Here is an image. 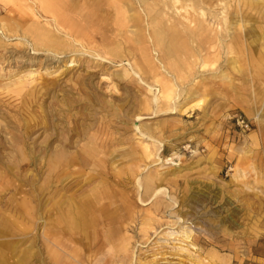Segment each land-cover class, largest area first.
Masks as SVG:
<instances>
[{"label": "rangeland", "instance_id": "1", "mask_svg": "<svg viewBox=\"0 0 264 264\" xmlns=\"http://www.w3.org/2000/svg\"><path fill=\"white\" fill-rule=\"evenodd\" d=\"M200 1L218 17L208 16L216 32L202 46V55L216 62L193 68L183 84H195V95L182 93L171 102L176 110L165 112L161 102L145 108L152 98L146 84L133 74L122 76L123 69L129 71L127 61L104 54L105 39L115 36L106 27L81 21L87 12L82 0H63L67 8L57 14L60 28L40 2L0 0V29L10 27L0 30V162L16 163L14 147L5 142L20 133L31 159L19 177L0 164V177L7 178L0 199L17 204L41 184L47 173L45 146L66 144L70 154L79 156L81 147L95 139L102 176L76 164L64 184L72 181L75 195L87 196L104 180L116 202H103V208L120 230L119 239L100 247L88 264H264V72L254 70L264 61V41L256 35L264 33V0L256 6L244 0ZM219 2L228 5L226 21ZM20 8L28 9L21 14ZM32 11L36 16L29 18ZM72 14L83 22L80 35L64 25ZM26 20L52 30L63 50L45 51L22 38L17 29ZM226 35L242 44L240 71L233 69L235 55H225ZM146 81L152 83L149 76ZM20 83L24 88L15 91ZM238 118L248 129L236 124ZM141 133L162 141L161 157L171 160L156 164L146 159L139 143L150 142ZM145 177L162 185L171 201L164 195L145 200L136 181ZM108 220L102 225L111 226ZM94 237L97 249L102 240L97 233ZM120 238L128 239V251L116 256ZM78 250L89 253L84 241Z\"/></svg>", "mask_w": 264, "mask_h": 264}, {"label": "bare ground", "instance_id": "2", "mask_svg": "<svg viewBox=\"0 0 264 264\" xmlns=\"http://www.w3.org/2000/svg\"><path fill=\"white\" fill-rule=\"evenodd\" d=\"M3 1L18 5L23 2ZM36 1L40 2L46 12L54 14L51 20L56 28H60L57 14L65 12L67 8L63 0H34ZM244 1L249 6L258 5L257 0ZM82 4L86 6L87 12L81 21L86 22L85 24L94 22L95 26L106 27L105 32L109 31L115 36L114 39H105L104 54L111 60L127 61L129 71L123 69L122 76L133 74L140 82L146 84L147 92L152 93L150 102L145 101V108L149 103L161 102L165 112L176 110V105H171L176 97L182 93L187 94L188 98L195 95V91L192 90L195 84L187 87L183 84L187 78L192 77L193 68L205 69L216 62L215 57L208 61L207 57L202 55L203 44L210 43L211 35L216 32L207 20L208 16L218 18L208 11L210 4L204 5L205 3L200 0H82ZM217 5L220 6V15L226 21L228 5L223 2ZM27 9L20 8L19 11L24 14ZM29 15V18L36 16L34 11ZM78 15L81 13L78 12ZM74 16L70 15L64 25L69 30L76 28L75 33L80 35L84 29L83 22L79 19L77 21ZM217 26L221 34L223 32L221 25ZM9 28L3 24L0 30L7 32L10 31ZM17 30L22 38L29 40L35 47H45V51L53 53L63 50V42L59 41L53 31L45 25L26 20ZM256 35L264 41V33ZM228 36L229 39L223 48L225 55H235L232 60L235 70L243 47L237 36ZM152 52L157 55L155 58L152 57ZM240 70L239 67L238 71ZM254 70L261 75L264 72V61L261 60V64L254 67ZM146 76L150 77L151 84L147 83ZM225 78L226 76L222 74V79ZM194 80L192 79L190 83H194ZM24 86L20 83L15 91H22ZM260 117L258 114V119ZM136 129L140 130L139 127ZM23 136L20 133V136L10 137V143L5 142L14 147L16 163L13 166H6L0 162L17 177L20 175L18 171L21 166L31 163L29 155L23 148ZM145 136L150 143L139 144L146 159H153L156 164L171 160L164 161L161 157L162 141L146 133H141L140 137ZM78 146L77 144L76 147ZM66 147V144H58L51 149L44 147L43 159L47 173L38 187L29 189L26 200L12 204L0 199V256H2L0 264H88L89 259L99 254L100 247L119 239L115 237L120 230L119 225L109 218L112 214L103 208V202H116V194L104 189V180L97 182L87 196L83 194L76 196L74 187L77 185L72 181L64 184L71 177L67 171L76 164L90 168L99 177L102 176V173L97 172V169L103 167V159L98 156L100 152L97 150L96 140L91 139L83 145L79 150L81 152L79 156L70 154ZM29 179L28 176L26 181ZM136 181L138 188L143 190L145 200L164 195L171 201L167 190L162 185L153 184L152 179L145 177L143 181L138 178ZM0 182L2 193L7 185L5 175H1ZM106 220L112 225L107 227L102 225ZM96 233L102 241L100 246L94 249L92 244ZM120 240L119 245L114 248L113 254L116 256H122L128 251V239ZM83 241L89 249L87 254H81L78 250Z\"/></svg>", "mask_w": 264, "mask_h": 264}, {"label": "built area", "instance_id": "3", "mask_svg": "<svg viewBox=\"0 0 264 264\" xmlns=\"http://www.w3.org/2000/svg\"><path fill=\"white\" fill-rule=\"evenodd\" d=\"M236 124L240 127V128H242V129H248V125L245 123V121L243 120V119H241V118H238L237 120H236Z\"/></svg>", "mask_w": 264, "mask_h": 264}]
</instances>
